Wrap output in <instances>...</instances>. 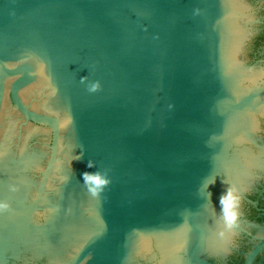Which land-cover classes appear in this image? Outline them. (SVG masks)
I'll list each match as a JSON object with an SVG mask.
<instances>
[{
  "label": "water",
  "instance_id": "obj_1",
  "mask_svg": "<svg viewBox=\"0 0 264 264\" xmlns=\"http://www.w3.org/2000/svg\"><path fill=\"white\" fill-rule=\"evenodd\" d=\"M262 29L264 0H0V264L225 256L264 179Z\"/></svg>",
  "mask_w": 264,
  "mask_h": 264
},
{
  "label": "flooded vegetation",
  "instance_id": "obj_2",
  "mask_svg": "<svg viewBox=\"0 0 264 264\" xmlns=\"http://www.w3.org/2000/svg\"><path fill=\"white\" fill-rule=\"evenodd\" d=\"M262 32L264 34V29ZM260 123L264 127V117L260 119ZM245 196L247 199L239 198L238 200L246 214L245 220L242 221L246 223L247 228L233 239V246L225 256L209 258L214 264H245L247 256L264 238L263 233L259 235L260 230L264 229V179ZM252 264H264V251L254 257Z\"/></svg>",
  "mask_w": 264,
  "mask_h": 264
}]
</instances>
